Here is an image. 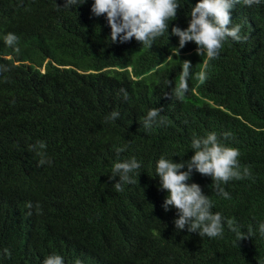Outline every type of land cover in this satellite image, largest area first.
Wrapping results in <instances>:
<instances>
[{"label":"trees","instance_id":"16d2710c","mask_svg":"<svg viewBox=\"0 0 264 264\" xmlns=\"http://www.w3.org/2000/svg\"><path fill=\"white\" fill-rule=\"evenodd\" d=\"M176 2V19L148 48L135 38L112 43L106 14L91 12L94 0L70 8L65 0H0V65L7 68L0 71V264H43L52 254L68 264L89 240L86 247L102 255L98 264H264V17L258 29L235 16L232 25L248 40L228 38L208 60L195 42L178 50L171 29L188 27L199 0ZM8 33L18 37L19 53L4 43ZM184 60L192 68L180 101L171 91ZM156 107L167 122L146 130L143 118ZM113 111L120 117L106 120ZM209 132L239 150L250 176L223 185L229 199L195 170L187 183L199 184L213 213L242 233L251 226L250 239L239 242L226 220L222 237L177 231L176 209L162 207L168 193L157 161L190 160L193 136ZM38 141L51 164L38 166L29 148ZM133 156L141 163L130 173L136 182L117 192L112 168Z\"/></svg>","mask_w":264,"mask_h":264},{"label":"clouds","instance_id":"9594fccd","mask_svg":"<svg viewBox=\"0 0 264 264\" xmlns=\"http://www.w3.org/2000/svg\"><path fill=\"white\" fill-rule=\"evenodd\" d=\"M87 0H65L63 8H70L78 3H86ZM58 7H60L58 5ZM179 4L176 0H94L91 12L99 17L106 14L107 23L111 28L112 43H127L133 38L140 42L143 47L151 48L156 38L164 35L169 29V20L176 19ZM241 15L245 22L261 29L264 17V0H199L191 9L189 25L186 29L172 27L171 35L179 37V49H183L188 42H195L198 46L196 52L200 56L207 57L208 60L218 58L223 43L231 38L235 42H246L248 36H241V25H232L235 16ZM18 37L13 33H8L4 37V43L19 53V47H16ZM12 58L10 55L5 59ZM172 57H168L171 59ZM192 63L190 60H184L182 71L178 82L172 88L171 97L182 101L189 91L188 78ZM4 65H0V71H6ZM124 71L132 72L128 67ZM198 80L203 83L206 79V73L200 71L196 74ZM140 78L132 77L134 80ZM168 86L172 81H167ZM125 99L127 92L121 89ZM166 96L168 93L165 94ZM162 108H152L143 118L142 126L150 130L154 124L163 125L167 121L161 115ZM120 113L113 111L106 120H116ZM225 140L231 137L230 132L223 133ZM31 151L36 152L40 157L38 166L51 164V159L47 156L46 144L38 141L29 146ZM191 148L194 155L188 161L179 163L173 162L163 156L157 161L156 176L160 180V190L167 191L163 209L167 212L172 208L176 209L177 218L174 225L177 231L187 228L190 233H198L201 238L222 237L223 222L226 220L228 228L236 233L237 240L250 239L253 230L249 226L247 233H242L233 219H227L220 212L213 213L212 201L206 196L202 188L197 183H187L192 177L193 171L201 175L209 176L214 181L213 189L225 199L230 198V194L225 190L226 185L232 180H241L250 176L248 167H243L239 163L240 152L237 148L230 147L221 142L216 132H209L203 137L193 136ZM123 148H117V157L123 152ZM141 168V163L133 156L129 160L116 162L112 168V174L109 179L115 181L114 189L122 192V185L135 183V179L130 176ZM187 169L186 171L183 169ZM31 209L33 205L29 202L26 205ZM39 208V205H36ZM259 232L264 235V222L259 224ZM91 240L80 243L78 247L79 257L77 259H68V264H98L103 260L97 250L88 249L86 246ZM106 250V249H105ZM9 254L8 249L3 250ZM43 264H64L60 255L52 254L47 256Z\"/></svg>","mask_w":264,"mask_h":264}]
</instances>
